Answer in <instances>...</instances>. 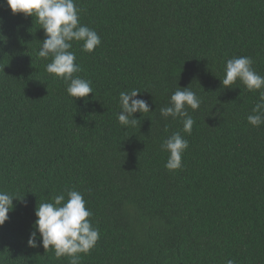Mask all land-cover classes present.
<instances>
[{"label": "trees", "instance_id": "16d2710c", "mask_svg": "<svg viewBox=\"0 0 264 264\" xmlns=\"http://www.w3.org/2000/svg\"><path fill=\"white\" fill-rule=\"evenodd\" d=\"M75 3L101 44L88 53L72 42L93 89L73 102L46 71L51 57H38L36 18L0 0V191L22 197L0 226V264H69L27 246L36 207L68 189L100 233L80 264H264V124L247 121L264 89L221 83L239 56L264 76V0ZM176 85L202 101L187 109L191 135L160 115ZM133 89L150 112L121 126L119 93ZM176 132L189 147L170 171L161 144Z\"/></svg>", "mask_w": 264, "mask_h": 264}, {"label": "clouds", "instance_id": "9594fccd", "mask_svg": "<svg viewBox=\"0 0 264 264\" xmlns=\"http://www.w3.org/2000/svg\"><path fill=\"white\" fill-rule=\"evenodd\" d=\"M12 14L35 17L43 29L45 39L38 50V57L49 59L46 71L67 84V94L73 98H86L93 93L90 81L80 78V67L75 63L76 55L70 49L73 41L82 42L81 49L92 53L101 44L99 34L86 25L80 24L79 8L75 0H5ZM253 60L247 56L228 59L225 76L221 81L223 87L239 81L248 91L264 89V76L254 71ZM138 90L119 93L120 111L117 114L121 126H135L138 119L134 113L150 112L148 101L137 98ZM202 101L189 87L176 85V91L170 96L169 106L160 108V115L167 119H179L183 131L191 135L194 119L188 108L198 110ZM247 121L254 127L264 124V91H260L259 102L255 104ZM189 147L188 140L179 132L173 133L161 144V149L168 152L165 168L170 171L182 167V154ZM67 196V199H66ZM65 194L52 197V202H42L35 209L34 230L29 234L27 246L54 251L56 258L69 257V264H80V254H88L100 237L99 229L92 225V212L86 207L83 195L74 189ZM21 200L4 191H0V226L9 219V212L14 209L13 200ZM39 234V245L37 243ZM227 264H234L229 259Z\"/></svg>", "mask_w": 264, "mask_h": 264}]
</instances>
